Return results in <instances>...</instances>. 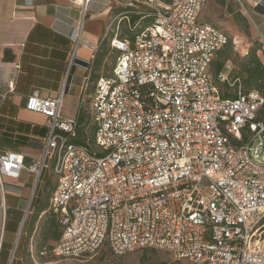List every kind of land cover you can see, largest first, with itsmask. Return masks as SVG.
Here are the masks:
<instances>
[{
	"label": "built area",
	"instance_id": "obj_1",
	"mask_svg": "<svg viewBox=\"0 0 264 264\" xmlns=\"http://www.w3.org/2000/svg\"><path fill=\"white\" fill-rule=\"evenodd\" d=\"M90 1L75 0L83 16ZM204 5L129 0L139 22L152 21L117 24L111 72L88 99L92 137L61 115L64 90L28 96L26 109L47 118L42 154L26 165L0 149V180L55 176L49 212L61 236L41 256L163 249L192 264H264V96L240 77L234 95L222 93L210 68L229 36L202 20ZM123 19L130 35L118 32Z\"/></svg>",
	"mask_w": 264,
	"mask_h": 264
},
{
	"label": "crops",
	"instance_id": "obj_2",
	"mask_svg": "<svg viewBox=\"0 0 264 264\" xmlns=\"http://www.w3.org/2000/svg\"><path fill=\"white\" fill-rule=\"evenodd\" d=\"M231 1L227 0L228 3ZM260 1L246 0L244 7H240L251 21L248 33L253 43H258L256 54L264 64V3L256 5ZM127 7L129 10L126 11ZM130 15L136 14L132 12L129 0H91L84 16L75 0H0L2 151L22 153L26 165L41 156L43 139L48 133L47 118L26 109L27 98L35 91L43 96H57L64 90L61 115L66 119L78 118L80 136L84 137L85 131L90 136V129L93 134L92 126L87 127L88 99L99 77L108 74L106 69L113 50L110 46L113 29L122 17L130 19ZM123 20L128 25L127 19ZM138 23L139 16L134 25ZM231 71L223 68L218 73L226 77L230 86L238 77ZM211 74L216 77L212 71ZM45 172L49 183L39 193ZM56 184L55 176L47 169L39 178L27 169H23L17 178L8 175L1 178L0 264H11L14 260L18 264L23 263L27 234L29 231L36 233V228L45 222L47 215L55 222L53 229L56 234L50 239L53 243L42 245L39 253L45 246L51 247L59 240L60 225L49 212ZM21 241L23 250L18 257L15 251Z\"/></svg>",
	"mask_w": 264,
	"mask_h": 264
},
{
	"label": "rangeland",
	"instance_id": "obj_3",
	"mask_svg": "<svg viewBox=\"0 0 264 264\" xmlns=\"http://www.w3.org/2000/svg\"><path fill=\"white\" fill-rule=\"evenodd\" d=\"M244 1L246 4V0ZM125 10H129V8L127 7ZM126 13L128 12H125V14ZM125 14L123 15L125 16ZM129 17L132 26H134L138 16L130 15ZM201 18L203 21L219 27L229 36L228 45L219 52L211 66V71L216 75L215 78L221 87L222 93L227 95H234L236 93L235 86L231 88L227 80H219L218 73L224 68L225 70L231 69L233 75L236 74L238 77L241 76V86L244 92L257 90L264 96V83L259 79L247 81L248 73L245 67L249 64H252V66L255 65V63H251V61L258 47V43L254 44L251 34L248 33L249 24L251 23L248 15L236 2L234 3L231 1L228 3L227 0H205ZM151 21L152 18H148L145 21L139 22L137 25L140 27ZM116 30L117 25L114 27L113 33H115ZM118 32L122 35H130L131 32L125 20L121 21ZM111 51L110 64L106 69L107 73L111 72L109 69L113 66L115 61V51ZM258 118L264 120V105ZM90 137H92V129H90ZM79 139L83 140V137L80 136ZM47 176V172L42 175L39 193L42 192L41 190L44 191L45 184L49 183ZM44 218H46L45 222L43 221L40 223V227L36 228V233L29 231L27 234L22 264H192L187 260H177L170 252L163 249H142L125 255H117L110 248L105 247L95 255L77 259H62L52 255L44 257L39 254V248L46 244L50 246V244L53 243L50 239L56 234L53 229V224L55 222L50 219L49 215ZM31 221L32 216L29 225ZM34 248L35 250L32 251ZM22 250L23 242L20 246H16V256L20 257ZM15 264H18V261H16Z\"/></svg>",
	"mask_w": 264,
	"mask_h": 264
},
{
	"label": "trees",
	"instance_id": "obj_4",
	"mask_svg": "<svg viewBox=\"0 0 264 264\" xmlns=\"http://www.w3.org/2000/svg\"><path fill=\"white\" fill-rule=\"evenodd\" d=\"M251 63H255V65L252 66V64H249L245 67V70L248 73L247 81H251L253 79H257V80L259 79L262 83H264V64L258 58L256 52L253 54V59ZM21 243L22 241L19 243V246L21 245ZM12 264H15V260L13 261Z\"/></svg>",
	"mask_w": 264,
	"mask_h": 264
},
{
	"label": "water",
	"instance_id": "obj_5",
	"mask_svg": "<svg viewBox=\"0 0 264 264\" xmlns=\"http://www.w3.org/2000/svg\"><path fill=\"white\" fill-rule=\"evenodd\" d=\"M11 264H12V261H11Z\"/></svg>",
	"mask_w": 264,
	"mask_h": 264
}]
</instances>
